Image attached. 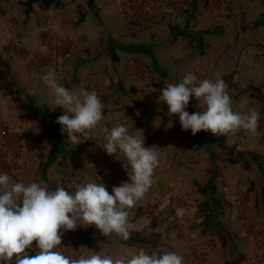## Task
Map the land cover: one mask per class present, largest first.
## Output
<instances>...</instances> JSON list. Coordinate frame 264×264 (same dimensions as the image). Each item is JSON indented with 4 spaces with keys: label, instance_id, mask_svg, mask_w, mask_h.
<instances>
[{
    "label": "crops",
    "instance_id": "1",
    "mask_svg": "<svg viewBox=\"0 0 264 264\" xmlns=\"http://www.w3.org/2000/svg\"><path fill=\"white\" fill-rule=\"evenodd\" d=\"M1 1L0 60L11 81L7 92L0 88L1 122L16 131L22 149L15 169L0 171L52 188L96 172L110 192L128 177L118 161L123 157L102 149L105 126L126 123L142 131L146 147L161 150L152 187L129 211V240L78 226L69 231L76 238L66 232L62 246L78 250L81 241L109 254L174 250L185 264H203L191 251L207 249L212 264H264V129L193 135L159 100L160 88L187 72L200 79L219 75L234 111L255 109L263 118L250 87L264 98V0H94L93 10L88 0H72L46 11L34 0L20 23L6 17ZM49 70L68 88L95 89L105 105V119L77 145L56 123L63 109L54 108L41 80ZM186 110L203 107L190 97ZM165 197L170 204L161 209ZM177 207L186 209L183 217L175 215Z\"/></svg>",
    "mask_w": 264,
    "mask_h": 264
},
{
    "label": "clouds",
    "instance_id": "2",
    "mask_svg": "<svg viewBox=\"0 0 264 264\" xmlns=\"http://www.w3.org/2000/svg\"><path fill=\"white\" fill-rule=\"evenodd\" d=\"M41 80L53 98L54 108L63 109L56 123L70 143H81L82 136L90 135L105 119V105L95 89L68 88L54 70L43 74ZM190 97L203 110L189 113ZM159 100L167 105L169 114L178 115L182 130H190L193 135L206 131L224 136L241 130L254 134L259 126L257 110H233L228 85L219 75L200 79L187 72L179 81L160 88ZM104 132L102 149L108 155L123 157L118 161L128 177L110 192L96 172L91 179L77 177L68 187L58 184L52 188L41 180L26 183L0 171V264H185L183 256L174 250L109 254L84 246L78 250L62 246L64 234L78 226H94L103 236L116 234L129 240L133 228L129 211L153 185L161 150L154 145L146 147L142 131L130 130L126 123L105 126ZM13 159L9 155L8 163ZM169 204L165 197L159 207L164 209ZM185 214V208H176L177 217ZM26 249L34 254L29 255Z\"/></svg>",
    "mask_w": 264,
    "mask_h": 264
},
{
    "label": "built area",
    "instance_id": "3",
    "mask_svg": "<svg viewBox=\"0 0 264 264\" xmlns=\"http://www.w3.org/2000/svg\"><path fill=\"white\" fill-rule=\"evenodd\" d=\"M215 6H219V3L215 2ZM228 53L224 51V53L221 55V57L226 56ZM138 71L142 69V67H137ZM144 95L147 94L146 90H143ZM259 128L264 129V117L259 120ZM264 138V137H263ZM22 149V144L20 137L16 133V131L12 128H10L6 124H0V167L4 168L7 171H13L18 164L20 153ZM9 155H12L14 159L9 164L8 163V157ZM92 156L94 159L99 161L98 153L96 150L92 152ZM258 233H260L259 228L256 229ZM35 242H33V245ZM69 247V246H64ZM72 248V247H70ZM73 250H77L75 248H72ZM192 257H195V259L203 264H212V256L210 251L207 249L199 250V249H192L191 251Z\"/></svg>",
    "mask_w": 264,
    "mask_h": 264
},
{
    "label": "trees",
    "instance_id": "4",
    "mask_svg": "<svg viewBox=\"0 0 264 264\" xmlns=\"http://www.w3.org/2000/svg\"><path fill=\"white\" fill-rule=\"evenodd\" d=\"M52 5L54 6V8L59 9V8H63L65 6V4L62 2V0H50ZM34 3V0H26L25 5V12L26 14H28L31 10V5ZM87 6L90 10L94 9V0H88L87 1ZM84 19V14L80 13L79 17H78V21L77 23L79 24L80 22H82ZM263 22V20L258 21L256 23H254V26H259L261 23ZM8 75H9V67L6 63H4L3 61L0 60V88L3 89L4 91L7 92V90H9V85L11 83L10 80H8ZM4 80V81H2ZM251 91H252V95L257 99V101L261 104V113L264 116V98L261 95V92L258 88L255 87H250ZM13 91H15L16 89L13 88L11 89Z\"/></svg>",
    "mask_w": 264,
    "mask_h": 264
},
{
    "label": "rangeland",
    "instance_id": "5",
    "mask_svg": "<svg viewBox=\"0 0 264 264\" xmlns=\"http://www.w3.org/2000/svg\"><path fill=\"white\" fill-rule=\"evenodd\" d=\"M26 2V0H14L11 4H8V2H6V1H1V3L4 5V7H5V11H4V13L6 14V17L7 18H9V17H12L14 20H16L18 23H20V20L22 19V18H24L25 17V14H26V12H25V8H26V5H25V2L23 3V4H21V2ZM70 1H72V0H62V2L63 3H67V2H70ZM37 2L39 3V5H40V8H42L43 10H45L46 11V8L48 7V6H52V3H51V1L50 0H37ZM86 8L87 9H89L88 8V6L86 5ZM30 13V12H29ZM28 13V14H29ZM81 13V12H80ZM79 13V14H80ZM27 15V14H26ZM235 26V28H237L236 27V25H234ZM10 40V39H9ZM221 41V40H220ZM223 42H226V39H223ZM12 88V87H11ZM3 119H4V116H3V114H0V124H8V122H1V121H3ZM9 126H11L10 124H8ZM67 234V236L69 237V238H71V239H73L74 240V238H76V235H72L71 234V232H68V233H66ZM89 236V235H88ZM90 238H92V240L94 241V240H96V239H94V235H91L90 236ZM78 246L79 247H81V246H84V247H86V244L85 243H83V242H81V241H78Z\"/></svg>",
    "mask_w": 264,
    "mask_h": 264
}]
</instances>
